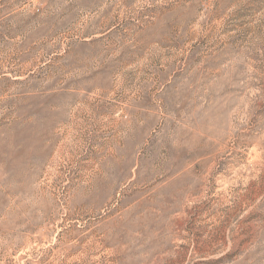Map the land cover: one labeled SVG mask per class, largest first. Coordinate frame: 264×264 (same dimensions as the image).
I'll return each mask as SVG.
<instances>
[{
	"label": "rangeland",
	"instance_id": "rangeland-1",
	"mask_svg": "<svg viewBox=\"0 0 264 264\" xmlns=\"http://www.w3.org/2000/svg\"><path fill=\"white\" fill-rule=\"evenodd\" d=\"M0 264H264V0H0Z\"/></svg>",
	"mask_w": 264,
	"mask_h": 264
}]
</instances>
